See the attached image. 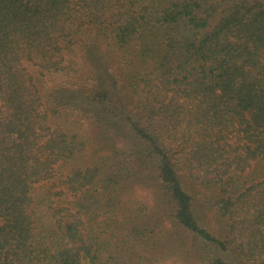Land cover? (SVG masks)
I'll use <instances>...</instances> for the list:
<instances>
[{
  "label": "trees",
  "instance_id": "obj_1",
  "mask_svg": "<svg viewBox=\"0 0 264 264\" xmlns=\"http://www.w3.org/2000/svg\"><path fill=\"white\" fill-rule=\"evenodd\" d=\"M177 228L264 264V0H0V264H152Z\"/></svg>",
  "mask_w": 264,
  "mask_h": 264
},
{
  "label": "rangeland",
  "instance_id": "obj_2",
  "mask_svg": "<svg viewBox=\"0 0 264 264\" xmlns=\"http://www.w3.org/2000/svg\"><path fill=\"white\" fill-rule=\"evenodd\" d=\"M132 197L136 200H147L150 202L148 190L143 188H137L134 190ZM209 212H207L208 216H204V224L211 232L219 234L222 232L220 223L214 217V213L211 211ZM165 226L168 227L169 225ZM173 232L175 234L173 235L175 238L174 244L172 246L168 245L164 251L159 249L160 251L156 253L157 256L153 258L152 264H204L200 263L195 255V250L197 248H193L194 242L191 236L179 228L173 230ZM205 253L208 255L211 254V251L206 250ZM244 262L248 264V260H245Z\"/></svg>",
  "mask_w": 264,
  "mask_h": 264
}]
</instances>
